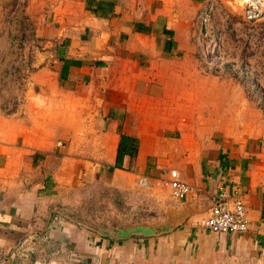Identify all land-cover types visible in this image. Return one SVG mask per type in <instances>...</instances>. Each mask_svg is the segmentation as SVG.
<instances>
[{
  "label": "crops",
  "instance_id": "0c3cea01",
  "mask_svg": "<svg viewBox=\"0 0 264 264\" xmlns=\"http://www.w3.org/2000/svg\"><path fill=\"white\" fill-rule=\"evenodd\" d=\"M219 2L232 0H24L36 39L30 100L0 111V264H19L10 253L31 233L37 250L24 264L47 253H68L64 264H264V139L213 135L210 119L187 113L179 83L196 24ZM120 134L136 141L122 169ZM171 168L198 192L172 200L152 188L162 220L183 214L169 232L110 239L67 212L86 178L130 196L137 176L165 179ZM220 187L240 192L244 232L197 225Z\"/></svg>",
  "mask_w": 264,
  "mask_h": 264
},
{
  "label": "rangeland",
  "instance_id": "374dc122",
  "mask_svg": "<svg viewBox=\"0 0 264 264\" xmlns=\"http://www.w3.org/2000/svg\"><path fill=\"white\" fill-rule=\"evenodd\" d=\"M23 5L24 0H0L1 112H16L30 100L27 77L36 38ZM196 26L197 47L180 59V88L190 100L184 105L187 113L199 123L210 119L213 135L225 131L234 139H264V15L249 20L242 0L219 2ZM137 178L130 196L108 188L107 180L86 178L69 196L67 212L102 228L111 220L161 221V200H150L148 187H140Z\"/></svg>",
  "mask_w": 264,
  "mask_h": 264
},
{
  "label": "built area",
  "instance_id": "2783aa9c",
  "mask_svg": "<svg viewBox=\"0 0 264 264\" xmlns=\"http://www.w3.org/2000/svg\"><path fill=\"white\" fill-rule=\"evenodd\" d=\"M242 4L243 16L246 19H256L264 15V0H242ZM149 180L150 178L144 175L137 178V184L140 187H148L147 195H152V188L159 187V183L162 184L160 187L167 190L168 197L172 200H183L198 192L197 187L181 180L177 171L172 168L167 171L165 179H153V182H149ZM197 225L212 232H244L248 228V220L246 218V208L238 189L232 187L226 192L223 188H218L205 216L197 222ZM36 239L35 234L31 233L15 246L10 256L15 258L19 264H24L37 250L38 242ZM65 256L64 259H61L47 253L39 262L64 264L68 260L69 254L66 253Z\"/></svg>",
  "mask_w": 264,
  "mask_h": 264
},
{
  "label": "water",
  "instance_id": "95a60500",
  "mask_svg": "<svg viewBox=\"0 0 264 264\" xmlns=\"http://www.w3.org/2000/svg\"><path fill=\"white\" fill-rule=\"evenodd\" d=\"M182 215L183 214L180 211H169L164 220L150 223L133 222L123 224L116 220H111L105 228L100 227L95 222L87 221L85 219L80 218L78 221L86 228L103 237L119 240L128 238L131 235L154 236L169 232L181 221Z\"/></svg>",
  "mask_w": 264,
  "mask_h": 264
},
{
  "label": "trees",
  "instance_id": "16d2710c",
  "mask_svg": "<svg viewBox=\"0 0 264 264\" xmlns=\"http://www.w3.org/2000/svg\"><path fill=\"white\" fill-rule=\"evenodd\" d=\"M66 71V66H62L59 73H60V78L61 75L63 76L64 72ZM135 147H136V141L133 137L125 135V134H120L119 136V141L116 147V157L113 166L117 168H121V159L123 155L129 156V158H133L135 155ZM129 169V165L127 166ZM112 167L109 168L111 170Z\"/></svg>",
  "mask_w": 264,
  "mask_h": 264
}]
</instances>
